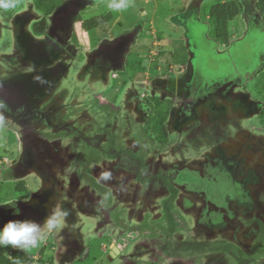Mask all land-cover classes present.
Wrapping results in <instances>:
<instances>
[{
  "label": "flooded vegetation",
  "instance_id": "flooded-vegetation-1",
  "mask_svg": "<svg viewBox=\"0 0 264 264\" xmlns=\"http://www.w3.org/2000/svg\"><path fill=\"white\" fill-rule=\"evenodd\" d=\"M66 1L47 13L36 7L43 14L38 22L45 20L37 29L33 23L34 32L60 43L74 67L34 119L40 133L61 143L69 165L102 196L113 225L93 234L91 224H85L83 242L79 225L66 229L65 221L35 248L32 264H264V48L248 41L261 33L258 24L264 19L254 2L242 13V36L229 44L210 36L223 52L247 32L246 44L226 57L206 52L214 46L200 41L205 28L197 35L191 29L193 23L204 24L200 18H179L183 53L158 66L159 54L147 67L139 60L134 76L128 67L136 44L124 70L94 65L112 54L99 50L104 41L137 31V43L147 23L100 28L85 42L83 35L91 30L78 18L93 2L84 0L71 30L70 15L56 11ZM0 10L7 21L16 11ZM191 36L207 48L203 76ZM164 45L161 50H168ZM121 55L120 49L108 62L118 65ZM9 62L19 65L14 58ZM242 93H249L251 104L239 97ZM4 133L0 183L12 190L0 204L27 200L39 185L36 177L20 175L18 131L5 125L0 138ZM104 172L110 179L102 178Z\"/></svg>",
  "mask_w": 264,
  "mask_h": 264
},
{
  "label": "water",
  "instance_id": "water-1",
  "mask_svg": "<svg viewBox=\"0 0 264 264\" xmlns=\"http://www.w3.org/2000/svg\"><path fill=\"white\" fill-rule=\"evenodd\" d=\"M85 4L84 0H67L56 11L59 16L70 15L68 26L72 30L73 20L86 6ZM42 17L43 14L36 9L33 0H24V5L16 10L8 21L0 11V101L7 106L5 111L0 112V133L5 125H10L18 131L21 143L18 163L20 175L34 176L39 181L38 189L29 197L30 202H17L19 213H15L8 206H0V226L13 219L42 222L53 207L63 208L68 212L65 228H73L78 224V229L83 230L80 233L84 242L85 224H91L92 232L96 234L112 227L113 219L104 205L102 196L66 161L61 143L42 135L39 121L34 119L42 104L53 94L57 86L70 77L74 67L73 59L60 43L48 34L38 35L34 32L33 23ZM258 25L260 30L264 29V23L259 22ZM191 29L197 35L204 29V24L193 23ZM192 36L191 47L198 52L197 70L201 69L203 76L202 64L205 60L203 51L207 48L197 43L199 38H196V42ZM205 37L208 45L214 46V49L209 47L207 53L212 51L217 57H226L229 51L246 41L248 36L246 32L242 38L232 40L231 45L223 52L218 51L220 43L216 39H212L208 34ZM137 39V31H133L124 32L116 39L104 41L99 50L105 49L112 54L100 56L101 51L95 50L94 52L104 62L102 65L98 63L94 65V62V67L107 71L124 70L126 68L124 59ZM7 40L10 43L8 46L5 45ZM263 48L264 42L261 49ZM120 49L124 55L117 56L118 65H111L108 61L114 58L113 54L118 53ZM95 56L92 55L93 59ZM13 58L19 61L17 67H12L9 62ZM221 75L216 76L219 78ZM239 97L248 105L251 104L249 93H242ZM195 98L203 100L200 96Z\"/></svg>",
  "mask_w": 264,
  "mask_h": 264
},
{
  "label": "rangeland",
  "instance_id": "rangeland-1",
  "mask_svg": "<svg viewBox=\"0 0 264 264\" xmlns=\"http://www.w3.org/2000/svg\"><path fill=\"white\" fill-rule=\"evenodd\" d=\"M18 1L21 2V0H16V2ZM92 1V4H89L88 7L82 10L81 16L83 18L93 17L99 14H104L106 12H111V20L102 27L106 28L104 29L106 31H111L114 28L123 29L129 27L130 25L135 24L134 22L137 20L145 21L147 23V27L144 30V33L141 34L138 42L132 48V54L128 67L130 75L132 74L135 76L136 71H140V69L137 67L139 60L143 61V65H145L146 67L149 66V61L155 58L160 53L162 44H165L163 47H169L168 51L170 50L171 52H174V54L171 53L172 57H176L180 53H183V51H181L180 49H182L184 46V31L176 24L178 21H182L180 20L181 18L189 17L191 21L196 22L192 19L198 17L203 21L205 28L204 30L206 33L203 35L204 37L200 35L199 38L200 41L203 42L204 46H209V42L206 40L205 35L208 34L209 36H214L215 34L212 20L209 18L208 14L210 7L216 2V0H129L130 6L120 12L112 11L108 8L107 5L109 3V0ZM251 3L252 5H254L252 0H248L245 3V6L250 7L249 9H252L253 6L251 7ZM22 6L23 1L19 4V6L16 5V7L10 9V11H6V14L9 15V13L16 10L17 8L20 9ZM171 17L174 18L172 19L174 21L170 20ZM79 25L78 27H80ZM230 27L232 37L237 38L239 36H242L245 29L242 14L231 22ZM100 28L101 27L89 31L88 34L83 35L84 38L82 39H84L85 42H88V36L93 35L95 32L99 33ZM263 30H260L261 33L259 34H254V37L252 36L248 40L252 44V46L253 44L257 46L256 49L263 47ZM169 34L173 35L169 37ZM96 36H98V34H96ZM96 36L93 37V39L96 38ZM252 39L254 40L252 41ZM244 43L245 42L241 43V45H244ZM149 46L150 50L148 56H146V52ZM167 55H170V53H167ZM5 135L6 134L4 133L3 137L0 138V140L2 141V144H0V152H3V149L5 147ZM0 186V200H2L5 199L7 195H9V192L11 193L12 189L11 186H9V184L7 183H0ZM35 250V248H32L29 249L28 252L33 254Z\"/></svg>",
  "mask_w": 264,
  "mask_h": 264
},
{
  "label": "trees",
  "instance_id": "trees-1",
  "mask_svg": "<svg viewBox=\"0 0 264 264\" xmlns=\"http://www.w3.org/2000/svg\"><path fill=\"white\" fill-rule=\"evenodd\" d=\"M35 7L39 8L42 12L47 13L53 10L58 4L64 0H33ZM256 9L259 11L264 19V0H252ZM247 0H216V2L209 9V18L212 20L214 27V37L221 43L229 44L232 38L231 22L239 17L245 9V3ZM20 1L16 2L19 6ZM112 18L111 12L99 14L90 18H83L79 16V20H82L83 28L92 30L96 27H103ZM45 18L41 22H44ZM192 20H196L195 18ZM36 22L34 28L39 27V23ZM150 49V48H149ZM170 53V55H167ZM172 58L171 51L161 50L154 64L156 66L161 64H170ZM264 117V109L262 111ZM7 249V250H6ZM35 261L32 253L27 250L12 249L11 246L0 247V264H32Z\"/></svg>",
  "mask_w": 264,
  "mask_h": 264
},
{
  "label": "clouds",
  "instance_id": "clouds-1",
  "mask_svg": "<svg viewBox=\"0 0 264 264\" xmlns=\"http://www.w3.org/2000/svg\"><path fill=\"white\" fill-rule=\"evenodd\" d=\"M108 8L112 11L120 12L127 9L129 0H109ZM16 7V0H0V8L4 10ZM6 105L0 101V112L6 110ZM104 180L110 179V173L104 172L102 174ZM30 202L31 198L24 200ZM19 213L20 209L17 207V201H8L6 204ZM68 216L66 209H53L44 218L42 222H37L31 219H13L8 220L3 226H0V247L11 246L20 250H27L29 248H37L43 244L48 236L55 230L62 229L65 226V221Z\"/></svg>",
  "mask_w": 264,
  "mask_h": 264
}]
</instances>
